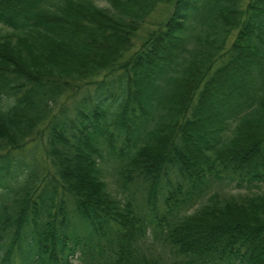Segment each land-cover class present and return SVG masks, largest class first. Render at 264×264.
Instances as JSON below:
<instances>
[{
    "label": "trees",
    "instance_id": "1",
    "mask_svg": "<svg viewBox=\"0 0 264 264\" xmlns=\"http://www.w3.org/2000/svg\"><path fill=\"white\" fill-rule=\"evenodd\" d=\"M75 261L264 264V0H0V264Z\"/></svg>",
    "mask_w": 264,
    "mask_h": 264
},
{
    "label": "rangeland",
    "instance_id": "2",
    "mask_svg": "<svg viewBox=\"0 0 264 264\" xmlns=\"http://www.w3.org/2000/svg\"><path fill=\"white\" fill-rule=\"evenodd\" d=\"M164 7L166 8V6H165L164 4H161V5L155 10V12H154L153 15H152V20H153V19H154V20H157V19L163 17V15H165V13H164V11H163ZM168 8H169V7H168ZM152 27H153L152 25H150V24H149V25L146 24V25H144V26L140 29V31L138 32V37L135 39V46H137V45L139 44V42H140V40H141L140 37H142L143 35H145V33H146L150 28H152ZM26 150H29V148H26ZM32 151L35 152V154L38 156V159L43 163L44 160H43V156L41 155V151H40V149H32ZM22 153H23V152H22ZM22 153H20V154H22ZM74 264H80V262L75 261Z\"/></svg>",
    "mask_w": 264,
    "mask_h": 264
}]
</instances>
